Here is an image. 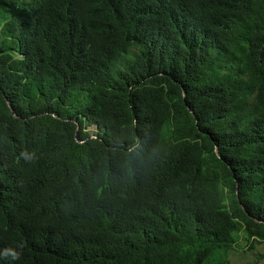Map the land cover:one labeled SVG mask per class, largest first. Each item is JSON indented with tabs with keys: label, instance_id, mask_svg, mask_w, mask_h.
<instances>
[{
	"label": "trees",
	"instance_id": "16d2710c",
	"mask_svg": "<svg viewBox=\"0 0 264 264\" xmlns=\"http://www.w3.org/2000/svg\"><path fill=\"white\" fill-rule=\"evenodd\" d=\"M244 240L264 242V0H0V251L226 264Z\"/></svg>",
	"mask_w": 264,
	"mask_h": 264
},
{
	"label": "rangeland",
	"instance_id": "374dc122",
	"mask_svg": "<svg viewBox=\"0 0 264 264\" xmlns=\"http://www.w3.org/2000/svg\"><path fill=\"white\" fill-rule=\"evenodd\" d=\"M87 131L94 136L98 132V127L92 125L87 128ZM247 245V241L244 240L238 250L229 252L226 264H264V242ZM243 246L246 247L243 248ZM219 260L220 255H217L210 257L205 264H219Z\"/></svg>",
	"mask_w": 264,
	"mask_h": 264
},
{
	"label": "clouds",
	"instance_id": "9594fccd",
	"mask_svg": "<svg viewBox=\"0 0 264 264\" xmlns=\"http://www.w3.org/2000/svg\"><path fill=\"white\" fill-rule=\"evenodd\" d=\"M121 150L127 152L129 157H131L133 152L139 155L141 146L137 145L134 147L132 145H129L126 148H122ZM21 255L22 253L15 250L14 248H4L3 251H0V259L10 260L11 262H13V264L15 261H18L21 258Z\"/></svg>",
	"mask_w": 264,
	"mask_h": 264
}]
</instances>
